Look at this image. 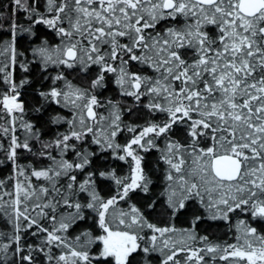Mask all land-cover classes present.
I'll list each match as a JSON object with an SVG mask.
<instances>
[{
  "label": "snow or ice",
  "instance_id": "1",
  "mask_svg": "<svg viewBox=\"0 0 264 264\" xmlns=\"http://www.w3.org/2000/svg\"><path fill=\"white\" fill-rule=\"evenodd\" d=\"M5 7L0 165L11 171L0 177V218L11 231H0V264H264V0H9ZM20 13L27 26L18 23ZM36 25L59 43L39 37ZM22 33L39 40L27 49L32 59L17 48ZM132 62L151 74L133 71ZM34 63L52 81L38 96L68 112L50 116L51 124L67 125L51 140L24 119L21 90ZM17 66L26 74L19 81ZM69 70L90 75L87 86L73 83ZM108 74L134 107L100 98ZM140 107L165 118L123 121L125 111ZM174 126L184 127L183 141L173 137ZM123 132L131 136L122 144ZM91 145L128 162L129 174L88 170L98 156ZM153 149L164 165L163 186L147 207L162 198L175 216L199 201L211 220L226 222L239 212L249 219L237 221L233 243L198 235L200 216L177 229L152 223L134 204L119 207L137 189L150 192L140 153ZM25 152L36 162L21 164ZM98 178L114 182L115 194L101 195ZM89 210L100 234L85 228L70 235ZM27 233L39 242H23Z\"/></svg>",
  "mask_w": 264,
  "mask_h": 264
},
{
  "label": "trees",
  "instance_id": "2",
  "mask_svg": "<svg viewBox=\"0 0 264 264\" xmlns=\"http://www.w3.org/2000/svg\"><path fill=\"white\" fill-rule=\"evenodd\" d=\"M9 4V0H0V11L7 12L9 9L5 7V5ZM18 23L24 24L27 26V20L24 18L22 13L17 15ZM3 24L4 30L0 31V44L3 41L9 39V35L6 31L8 27L7 19H3L0 21ZM163 23L158 26L157 30H161L163 27ZM34 31L41 38H47L50 44L59 43L58 37L52 30L47 29L43 25H36ZM30 42L39 43V40L34 37L29 36L27 33H22L17 39V48L21 52H25V55L28 56L29 59H32L30 53L27 51L30 47ZM131 68L133 71L143 69L147 74H151L150 70H148L145 66L139 65L135 62L131 63ZM31 72L27 74L28 79L31 81L30 84H27L21 90V98L25 102L26 106V115L24 116L25 120H28L36 125V127L40 130L41 139L43 140H51L54 138L57 132H63L66 130L67 125H53L49 122V118L56 113H60L62 115H68V112L61 107L55 104H45V102L38 96V91H46L51 85V79H42V73L40 72L39 63H34L31 66ZM96 68L93 67L91 72L94 73ZM49 73L51 75L56 74V70L54 68H49ZM69 76V79L73 81V83H78L82 86H87L90 75L79 74L78 72H74L69 70L66 73ZM25 73L19 68V66L15 69V77L17 81L23 79L25 77ZM114 76L112 74H108L107 76V85L103 89L98 90V94L100 98L103 99H111L114 102L118 101L122 108H132L134 107V101L132 97H125L120 94V89L115 85ZM0 89H2V85H0ZM44 105L40 112L33 111V109ZM102 112L107 114L105 109H101ZM165 116L161 113H155L152 116H148L147 110L143 107L138 109H134L133 114L129 115L127 111H125L122 115V119L126 123H144V119H164ZM18 135L22 136V133H18ZM173 137L175 139H180L183 141L184 137V127L183 126H174L173 128ZM131 134L127 132L121 133L117 140L119 143H124L126 139L130 138ZM90 143V140H89ZM164 138L161 137L157 140V144L159 148L164 147ZM206 143V142H205ZM203 146V145H202ZM91 151H97L98 149L95 145H91ZM141 155L144 156L145 168L148 175L152 178L153 185L150 186L149 193H143L139 189L130 193V199L127 202H121L119 207L124 210H128L129 204H134L139 207L148 217V219L152 223H156L159 226L166 225H174L177 229H187L190 228L191 221L195 216H200L202 219L196 224L195 231L198 235L208 236L209 239L213 242L223 243H233L234 238L237 235L236 231V223L241 219H249L243 214L237 212L232 215L231 220L226 222L223 220H211L209 218L208 213L205 208L201 206L199 201H190L185 209L178 212L175 216H172V213L167 210L164 200L160 198L158 203L156 204L155 209H149L147 205L153 200L156 199V193L162 191L163 180H162V170L164 165L162 163L157 166V160L160 155L159 151L156 149L151 150L150 152H141ZM68 159H73L74 156L72 153H68ZM0 159H3V154L0 153ZM21 164L35 163L36 161L29 153H22V158L19 161ZM42 163H48L47 161H42ZM99 168L100 170H106L109 168H114L119 176H126L130 172L129 163L125 161H119L112 157L109 152L99 153L98 156L93 158V164L88 170H95ZM11 165L9 163H5L0 165V177L6 176L10 174ZM97 187L100 191L101 195L105 197H109L114 195L117 186L111 180H107L105 178H98ZM83 198V197H82ZM95 213L89 210L88 212V220L86 222H82L77 225L74 229L70 230V235L78 234L81 230L85 228H91L95 234H100L98 228H96L94 224ZM251 222V221H250ZM252 226L260 228L261 225L255 222H252ZM0 231H11L10 227H5V223L3 218H0ZM28 244H37L39 241L36 237L31 236L30 233L24 234V241ZM98 247V245L96 246ZM153 264H157V260H153Z\"/></svg>",
  "mask_w": 264,
  "mask_h": 264
}]
</instances>
